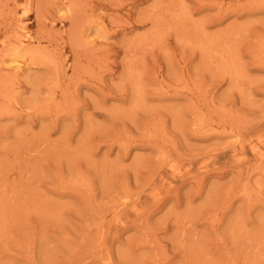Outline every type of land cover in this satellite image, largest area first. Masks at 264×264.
I'll return each instance as SVG.
<instances>
[{
  "label": "rangeland",
  "instance_id": "rangeland-1",
  "mask_svg": "<svg viewBox=\"0 0 264 264\" xmlns=\"http://www.w3.org/2000/svg\"><path fill=\"white\" fill-rule=\"evenodd\" d=\"M0 264H264V0H0Z\"/></svg>",
  "mask_w": 264,
  "mask_h": 264
},
{
  "label": "bare ground",
  "instance_id": "bare-ground-1",
  "mask_svg": "<svg viewBox=\"0 0 264 264\" xmlns=\"http://www.w3.org/2000/svg\"><path fill=\"white\" fill-rule=\"evenodd\" d=\"M23 10H24V9H23ZM27 10H28V9H27ZM26 13H27V12H26ZM15 24H16V23H15ZM14 26H15V25H14ZM21 31H22V30H21ZM23 32H24V31H23ZM13 33H14V32H13ZM1 42H2V41H1ZM10 43H12V42H10ZM12 45H13V44H12ZM14 45H15V44H14ZM10 47H11V46H10ZM18 47H19V46H18ZM12 48H13V47H11V49H12ZM14 48H17V47H14ZM8 50H9V49H8ZM17 50H18V49H17ZM3 51H4V50H3ZM25 51H26V50H25ZM6 55H7V54H6ZM15 62H16V61H15ZM15 62H14V63H15ZM14 63H13V64H14ZM54 65H55V64H54ZM53 85H54V84H53ZM51 99H52V98H51ZM47 103H48V102H47ZM56 104H57V103H56Z\"/></svg>",
  "mask_w": 264,
  "mask_h": 264
}]
</instances>
